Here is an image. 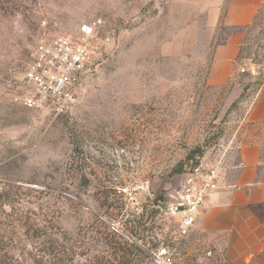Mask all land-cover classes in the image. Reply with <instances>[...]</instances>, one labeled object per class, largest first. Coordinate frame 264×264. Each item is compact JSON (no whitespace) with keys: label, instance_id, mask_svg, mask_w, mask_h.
<instances>
[{"label":"rangeland","instance_id":"1","mask_svg":"<svg viewBox=\"0 0 264 264\" xmlns=\"http://www.w3.org/2000/svg\"><path fill=\"white\" fill-rule=\"evenodd\" d=\"M219 5L222 17L226 0H0V241L13 225L3 210L13 209L59 240L64 233L81 245L87 232L93 255L101 222L118 227L111 216L120 205L118 219L150 227L120 230L147 251L141 264H222L203 232L180 237L164 212L196 165L229 184L240 146L261 134L248 111L264 83V0L251 24L234 29L209 25ZM96 19L102 53L77 104L55 116L18 102L42 20L74 35ZM235 31L236 70L212 83V49Z\"/></svg>","mask_w":264,"mask_h":264},{"label":"crops","instance_id":"2","mask_svg":"<svg viewBox=\"0 0 264 264\" xmlns=\"http://www.w3.org/2000/svg\"><path fill=\"white\" fill-rule=\"evenodd\" d=\"M223 3V2H222ZM263 0H226L209 25L219 20L227 28L251 24ZM242 34L231 32L225 42L213 47L208 66L212 83L229 79L236 70ZM250 119L260 123L261 134L238 150L239 161L232 181L218 185L206 197L194 229L203 232L222 264H264V83L249 107Z\"/></svg>","mask_w":264,"mask_h":264},{"label":"built area","instance_id":"3","mask_svg":"<svg viewBox=\"0 0 264 264\" xmlns=\"http://www.w3.org/2000/svg\"><path fill=\"white\" fill-rule=\"evenodd\" d=\"M40 27L42 34L32 49L23 71V88L15 99L27 107L62 115L77 104L83 79L102 53L101 20L83 23L74 35L49 31L46 20ZM201 167H194V173L189 174L181 191L164 210L180 237L193 229L207 195L217 187V169ZM162 253H166L164 248ZM211 254L206 252L207 256ZM161 264L173 261L167 257Z\"/></svg>","mask_w":264,"mask_h":264},{"label":"trees","instance_id":"4","mask_svg":"<svg viewBox=\"0 0 264 264\" xmlns=\"http://www.w3.org/2000/svg\"><path fill=\"white\" fill-rule=\"evenodd\" d=\"M194 154L188 156L192 158ZM201 155H197V159ZM182 169H177L175 173H183ZM8 204V203H7ZM9 205V204H8ZM10 206V205H9ZM12 207H10L11 209ZM116 213H112L113 218L117 223V228H110L109 225L101 222L104 231L99 233V237L96 241L98 248L96 254L90 255L91 242L84 241L87 238V232L83 235V243L81 245L75 243L66 234L61 233V239H56L53 236L46 233H40L47 228V224L38 226L37 224H27L25 220H22V215L15 214L14 210L4 211L6 216L12 215V226L9 229H3L2 238H6L7 241H0L3 246L0 248V264H141L143 257H147V251L143 249L133 240L128 242L121 234L122 228L127 229L131 235H140V226L142 230L148 231L150 227L141 225L135 219L121 221L118 219L121 211V206H115ZM157 211V210H156ZM133 222V224H130ZM127 223L130 225L127 226ZM38 239L39 244L37 246H31V242L27 243V237ZM91 236V235H90ZM13 245H10V243ZM145 243H150L146 241ZM28 244L30 246L28 247ZM81 248V250H77ZM86 255L84 262L79 261V255Z\"/></svg>","mask_w":264,"mask_h":264}]
</instances>
